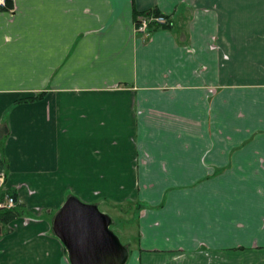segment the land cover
Listing matches in <instances>:
<instances>
[{
    "label": "crops",
    "instance_id": "crops-1",
    "mask_svg": "<svg viewBox=\"0 0 264 264\" xmlns=\"http://www.w3.org/2000/svg\"><path fill=\"white\" fill-rule=\"evenodd\" d=\"M11 3L2 189L131 214L125 264H264V0ZM149 10L171 25L138 32ZM51 230L5 232L0 264H71Z\"/></svg>",
    "mask_w": 264,
    "mask_h": 264
},
{
    "label": "water",
    "instance_id": "water-1",
    "mask_svg": "<svg viewBox=\"0 0 264 264\" xmlns=\"http://www.w3.org/2000/svg\"><path fill=\"white\" fill-rule=\"evenodd\" d=\"M113 218L95 203L70 195L53 220V230L71 264H125L128 247L112 230Z\"/></svg>",
    "mask_w": 264,
    "mask_h": 264
},
{
    "label": "rangeland",
    "instance_id": "rangeland-1",
    "mask_svg": "<svg viewBox=\"0 0 264 264\" xmlns=\"http://www.w3.org/2000/svg\"><path fill=\"white\" fill-rule=\"evenodd\" d=\"M100 208V207H99ZM56 210L49 207H32V208H25V214L18 217L17 219L11 221L8 225H3L0 223V236H2L5 232L7 234H11L14 230H16L19 226L23 224H30L31 222H38V220H49V224L51 225V231L54 233L53 230V220L57 212ZM58 211V210H57ZM113 218V223L111 225L112 230L120 237L122 243L127 246L129 249H132L136 246V239L132 236L133 233L135 234L136 227L132 225L133 217L128 214H123L119 216L115 210H110L108 213ZM55 234V233H54ZM56 236V235H55ZM130 237V239H128ZM68 255V253H67Z\"/></svg>",
    "mask_w": 264,
    "mask_h": 264
},
{
    "label": "trees",
    "instance_id": "trees-1",
    "mask_svg": "<svg viewBox=\"0 0 264 264\" xmlns=\"http://www.w3.org/2000/svg\"><path fill=\"white\" fill-rule=\"evenodd\" d=\"M11 0H7V8L11 6ZM141 14H145V15H160V13L156 10H149V11H145L143 13H138L136 14V24H137V19L138 16ZM163 15V14H162ZM167 17V21L164 23H157V22H153L150 24V26L148 27V32H151L152 30H154L157 27H168L171 25V21L169 19V17L167 15H165ZM34 98H29V99H25V102H30L33 101ZM13 195L16 199H17V205L15 207L12 208H8V207H0V223H2L3 225H8L11 221L17 219L18 217L22 216L23 214H25V207L19 202L18 200V193L16 192L15 189L13 188H7L6 190L4 189H0V202H2L3 200H5L6 195ZM1 229V227H0ZM66 249V247H65ZM67 251V249H66ZM68 253V251H67Z\"/></svg>",
    "mask_w": 264,
    "mask_h": 264
},
{
    "label": "built area",
    "instance_id": "built-area-1",
    "mask_svg": "<svg viewBox=\"0 0 264 264\" xmlns=\"http://www.w3.org/2000/svg\"><path fill=\"white\" fill-rule=\"evenodd\" d=\"M7 6V0H0V9H4ZM136 24V30L141 33H147L148 27L151 23L157 22V23H164L168 19L165 15H145L141 14L138 16ZM4 184V174L0 173V189L3 187ZM17 205V199L13 195H6L5 200L0 202V207H8L12 208Z\"/></svg>",
    "mask_w": 264,
    "mask_h": 264
},
{
    "label": "flooded vegetation",
    "instance_id": "flooded-vegetation-1",
    "mask_svg": "<svg viewBox=\"0 0 264 264\" xmlns=\"http://www.w3.org/2000/svg\"><path fill=\"white\" fill-rule=\"evenodd\" d=\"M5 8H7V6H6ZM5 8H4V9H5Z\"/></svg>",
    "mask_w": 264,
    "mask_h": 264
}]
</instances>
